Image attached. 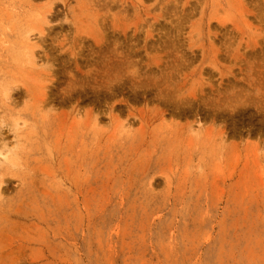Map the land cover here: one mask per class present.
<instances>
[{"label": "rangeland", "instance_id": "rangeland-1", "mask_svg": "<svg viewBox=\"0 0 264 264\" xmlns=\"http://www.w3.org/2000/svg\"><path fill=\"white\" fill-rule=\"evenodd\" d=\"M5 145L0 264H264V0H0Z\"/></svg>", "mask_w": 264, "mask_h": 264}, {"label": "bare ground", "instance_id": "bare-ground-1", "mask_svg": "<svg viewBox=\"0 0 264 264\" xmlns=\"http://www.w3.org/2000/svg\"><path fill=\"white\" fill-rule=\"evenodd\" d=\"M31 40H32V39H31ZM29 41H30V39L28 38L27 42L29 43ZM30 42H31V41H30ZM32 52H33V51H32ZM31 54H32V53H31ZM32 56H33V54H32ZM11 96H12V95H10L9 92L6 93V97H7V98H9V97H11ZM17 124H18V123H15V124H13V126L16 127ZM7 149H8V147L5 145L4 148H2V151H0V154H2L3 156L6 157V155H7V151H8Z\"/></svg>", "mask_w": 264, "mask_h": 264}]
</instances>
